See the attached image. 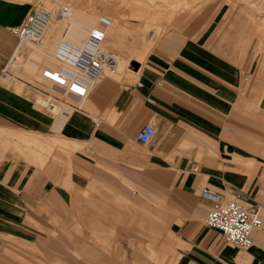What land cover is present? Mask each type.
Returning <instances> with one entry per match:
<instances>
[{
    "label": "crops",
    "instance_id": "1",
    "mask_svg": "<svg viewBox=\"0 0 264 264\" xmlns=\"http://www.w3.org/2000/svg\"><path fill=\"white\" fill-rule=\"evenodd\" d=\"M206 4L212 12L171 28L189 35L173 55L159 46L130 73L118 72L128 61L105 32L117 70L80 110L53 117L36 104L51 84L42 70L60 64L64 42L82 46L94 19L52 10L51 51L39 47L45 35L30 53L13 32L28 6L0 0V264H264V211L242 248L205 223L212 202L201 196L264 210V0ZM147 123L144 144L136 132Z\"/></svg>",
    "mask_w": 264,
    "mask_h": 264
},
{
    "label": "built area",
    "instance_id": "2",
    "mask_svg": "<svg viewBox=\"0 0 264 264\" xmlns=\"http://www.w3.org/2000/svg\"><path fill=\"white\" fill-rule=\"evenodd\" d=\"M62 11L66 12V9ZM51 18L50 9L43 4L34 6L13 29L17 42L37 46ZM108 24V18H100L99 24L89 32L82 46L68 42L61 44L56 51L60 64L42 70V76L51 84L47 89L40 88V99L36 100V104L49 115L62 113L66 117L80 110L82 107L79 103L88 96L94 84L105 76L106 70L114 69V55L101 46L106 35L104 28ZM8 62L1 69L2 77L11 75ZM154 133V125L147 123L136 132V139L146 144L151 141ZM192 169L196 170L197 166ZM201 196L212 202L204 218L208 226L218 229L224 241L233 245L246 248L252 244V231L263 222L258 205H244L236 199H222L208 188L201 191Z\"/></svg>",
    "mask_w": 264,
    "mask_h": 264
},
{
    "label": "rangeland",
    "instance_id": "3",
    "mask_svg": "<svg viewBox=\"0 0 264 264\" xmlns=\"http://www.w3.org/2000/svg\"><path fill=\"white\" fill-rule=\"evenodd\" d=\"M22 4L25 8L27 7L26 14L29 10H32L34 6L38 4H43L45 7L50 8L54 12L60 7H72L80 13L83 9L85 13L80 14L81 17H87L89 19H94L93 24L98 25L97 19L100 20L102 17L109 19V24L104 28L110 35V39H118L120 42L116 46L121 45L123 48L120 50L112 49L116 53H120L124 56L128 65L126 68L119 70V73L125 70L130 73L129 69L137 70L140 66H144L147 63V58L152 55V53L159 46H166L167 54L173 55L174 52L183 44L188 41L189 35L186 33H181L180 31L171 29L179 28L183 25L190 24L192 20L196 21L198 16L202 13L212 12V9H208L209 6L207 2H212L214 0H11ZM221 1V0H215ZM232 2V0H227ZM45 2V3H44ZM215 7V6H214ZM213 7V8H214ZM242 7V6H234ZM245 8L240 10L241 13H246ZM25 14V15H26ZM56 14V12H55ZM24 15V16H25ZM243 15V14H242ZM202 16V15H201ZM244 16V15H243ZM23 20V19H22ZM21 23V22H20ZM140 23L146 24V30H144V36L137 33L138 28H140ZM203 21H200V28L203 26ZM250 23V22H249ZM245 21L240 22V28H245ZM168 30V31H167ZM199 30V29H198ZM194 30V39L200 36V30ZM160 31L158 35L157 32ZM197 31V32H196ZM53 33L49 31L46 34L44 42L39 46L48 45V50L51 51L50 42L53 38ZM119 35V36H115ZM158 35V36H157ZM168 35H174L171 42H164L165 37ZM119 37V38H118ZM260 36H256L254 39L258 40ZM240 41V37L237 38ZM49 42V44H48ZM29 48V52L35 49L36 46H30L26 44ZM120 46V47H121ZM38 47V48H39ZM259 47V44H258ZM148 51L146 57L141 61V63L131 60L135 57V51ZM111 53L112 51L109 50ZM165 52V53H166ZM29 53V58H30ZM114 54V53H113ZM33 57V56H31ZM117 57V56H116ZM118 65L120 60L117 57ZM31 65V64H30ZM33 65V64H32ZM35 66V65H34ZM16 72V71H14ZM21 73V72H20ZM25 76L38 82L36 79L32 78L33 73L24 68L22 73ZM45 88L50 87V84H40ZM20 152V150H16ZM236 199L233 197H228L226 200ZM238 200V199H236ZM239 201V200H238ZM242 204L247 205L243 201ZM264 211V210H261ZM264 213V212H263ZM80 236H83L80 234ZM226 242V241H225ZM39 264H50L58 263L56 260H46V259H34ZM60 264H65L63 260Z\"/></svg>",
    "mask_w": 264,
    "mask_h": 264
},
{
    "label": "bare ground",
    "instance_id": "4",
    "mask_svg": "<svg viewBox=\"0 0 264 264\" xmlns=\"http://www.w3.org/2000/svg\"><path fill=\"white\" fill-rule=\"evenodd\" d=\"M46 8H48V7H46ZM48 9H50V8H48ZM50 11H51V15H52V18H51V20L47 23V25H46V28H45V30H44V32H43V35H42V37H41V40L39 41V44L37 45V46H39L40 44H41V42H42V40L44 39V37H45V35H46V33H47V31H48V29H49V27H50V25L52 24V22H53V20H54V17H55V14H54V12L50 9ZM113 54V53H112ZM114 55V58H115V67H114V69H108V70H106V72H105V76L103 77V78H105V77H107L108 75H110L112 72H115L116 70H117V68H118V60H117V57H116V55L115 54H113ZM102 78V79H103ZM101 79V80H102ZM240 201V200H239ZM260 212H261V209H260Z\"/></svg>",
    "mask_w": 264,
    "mask_h": 264
}]
</instances>
